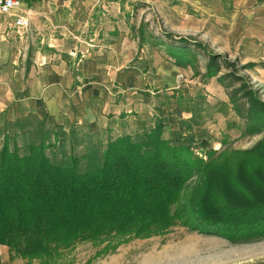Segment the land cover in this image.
<instances>
[{
	"label": "trees",
	"instance_id": "1",
	"mask_svg": "<svg viewBox=\"0 0 264 264\" xmlns=\"http://www.w3.org/2000/svg\"><path fill=\"white\" fill-rule=\"evenodd\" d=\"M175 65L194 60L188 44L168 46ZM204 79L218 75L217 55ZM219 76V81H224ZM229 93L247 114L251 133L264 130V100L247 83ZM247 99L238 105L237 95ZM240 98V99H241ZM165 124L108 142L101 163L82 170L55 162L40 143L0 147V245L30 264H58L81 241L106 243L98 255L130 238L181 224L231 241L264 236V138L253 147L196 155L190 144L164 136Z\"/></svg>",
	"mask_w": 264,
	"mask_h": 264
},
{
	"label": "crops",
	"instance_id": "2",
	"mask_svg": "<svg viewBox=\"0 0 264 264\" xmlns=\"http://www.w3.org/2000/svg\"><path fill=\"white\" fill-rule=\"evenodd\" d=\"M139 1L150 0H22L32 24L25 33L13 16H0V139L9 134L24 145L46 138L48 149L68 146L70 156L90 164L103 158L109 140L159 122L166 138L187 133L173 121L180 117L154 106L156 99L169 103L168 92L142 93L156 80L152 64L178 101L182 67L137 52L149 50L131 20ZM169 1L173 15L188 21L189 35L251 61L264 81V0ZM194 132L187 139L204 148L207 141ZM0 264L29 263L2 244Z\"/></svg>",
	"mask_w": 264,
	"mask_h": 264
},
{
	"label": "rangeland",
	"instance_id": "3",
	"mask_svg": "<svg viewBox=\"0 0 264 264\" xmlns=\"http://www.w3.org/2000/svg\"><path fill=\"white\" fill-rule=\"evenodd\" d=\"M170 7L169 0L157 3L154 0L148 3L139 1L136 4L131 20L149 48L137 52L144 56L148 53L150 56L156 54L163 59L162 66L168 64L166 61L173 63L175 60L168 52V46L185 43L194 51L195 57L191 63L186 62L185 66H182V72L177 76V84H180L178 101L171 96L173 89L161 84L158 68L152 64L149 69L156 80L143 87L142 93L146 96L145 91L152 90L153 92L149 93L151 92L153 97L161 94L157 92L158 90L162 93L168 92L166 96L169 97V103H164L166 99H163L164 102L161 104V100L156 99L154 106L159 110L163 108L166 115H173L175 119L181 118L179 121H173L182 128L187 126L189 130H186L187 133L174 135V139L190 144L196 155L203 156L204 159L208 158L206 151L212 149L220 154L253 147L264 138V130L255 133L248 130L247 114L244 111L241 112L243 115L237 113L229 93L233 88L242 87L247 83L256 91L257 97L264 100V81L261 83L257 80L256 66L251 61L231 56L189 35L184 28L187 27L188 21L182 17L180 19L175 17ZM213 54L217 55L220 71L218 75L204 79L203 74L206 73V66ZM219 76L225 78L223 82L219 81ZM242 96L243 91H240L236 97L239 98L238 105L247 100L241 98ZM138 124L139 122L135 121L133 127L138 128L136 127ZM195 130L200 131L195 134L197 138L207 141V144L203 145L204 148L187 139ZM2 143L3 139H0V147ZM60 148L48 149L47 152L55 162L71 165L73 155L70 156L69 147L63 146L65 149L61 151ZM77 154L81 157L80 152ZM100 158L99 154V160L95 159L90 164L81 159V169L87 170L101 163L103 158ZM105 245L106 243L81 241L74 249L66 251L58 260V264H264V236L234 242L220 235L201 233L181 224L173 225L169 230L151 236L130 238L121 243L116 250L98 255ZM34 262L38 264L37 260Z\"/></svg>",
	"mask_w": 264,
	"mask_h": 264
},
{
	"label": "built area",
	"instance_id": "4",
	"mask_svg": "<svg viewBox=\"0 0 264 264\" xmlns=\"http://www.w3.org/2000/svg\"><path fill=\"white\" fill-rule=\"evenodd\" d=\"M22 6V0H0V16H13L12 24L20 33L27 32L32 26Z\"/></svg>",
	"mask_w": 264,
	"mask_h": 264
}]
</instances>
